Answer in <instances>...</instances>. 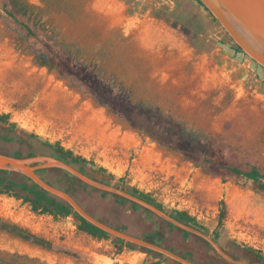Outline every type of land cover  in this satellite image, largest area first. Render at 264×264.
<instances>
[{
    "label": "rangeland",
    "instance_id": "374dc122",
    "mask_svg": "<svg viewBox=\"0 0 264 264\" xmlns=\"http://www.w3.org/2000/svg\"><path fill=\"white\" fill-rule=\"evenodd\" d=\"M8 1L0 0V114L9 115L17 132L59 142L116 178L127 173L126 187L150 193L165 211H186L208 233L216 228L219 202L224 200L227 216L221 242L235 240L264 252V190L241 177L213 174L138 133L72 79L39 65L25 31L2 10ZM17 2L27 12L29 25L44 27L55 43L100 70L115 87L121 88L120 84L130 92L132 104L156 108L165 119L198 133L203 143L221 148L231 166L244 170L255 166L264 172V69L235 53L233 43L198 2ZM6 128L0 123V135ZM16 152L25 155L28 149L0 138V154ZM74 197L88 213L128 233L148 236L155 228L143 213L97 193L86 195L77 189ZM76 224L73 216L54 219L33 213L21 200L0 195V261L149 264L157 260L137 250L117 255L111 242L78 231ZM12 227L44 243L25 240ZM168 228L166 222L157 221L162 247L188 254L196 264L227 262L208 255L201 239L192 235L184 240L178 230ZM234 255L244 258L242 253Z\"/></svg>",
    "mask_w": 264,
    "mask_h": 264
},
{
    "label": "trees",
    "instance_id": "16d2710c",
    "mask_svg": "<svg viewBox=\"0 0 264 264\" xmlns=\"http://www.w3.org/2000/svg\"><path fill=\"white\" fill-rule=\"evenodd\" d=\"M195 1L204 8L199 0ZM9 5L11 9H9ZM204 9L207 11L206 8ZM2 10L7 18L11 19L13 23L18 24L20 29L25 31L26 36L34 49L35 60L39 65L47 67L50 70H56L65 77L72 79L75 84L81 86L88 95L92 96L98 104L124 118L138 133L147 135L155 142L182 153L186 158L190 159L197 165H201L204 169H207V171H210L213 174H231L236 177H241L251 181L253 186L258 190H264V172H261L255 166L250 167L248 170L231 166L226 161L222 149L214 147L209 143H203L198 133L186 129L181 123L174 122L171 119H165L156 108L145 107L141 103L132 104L130 101V92L124 90L120 84L119 86L121 88L115 87L112 80L109 81L104 79L100 70H96L91 65L86 64L83 60L78 59L76 54H73L65 45L55 43L52 34L49 35L47 32L48 30L44 27L37 26V24L35 26L29 25L28 22L30 19L27 17V12L23 7L21 8L19 6L17 0H9L8 3L3 4ZM212 21L217 24L215 19L212 18ZM233 49L235 53L245 56L238 47L234 46ZM0 123L7 125V128L0 135L3 142L22 144L28 149V152L25 155L21 152H16L12 155L13 157L23 158L35 157L38 155L55 157L66 164L74 166L81 173L92 179L103 184L121 188L143 201L152 204L159 210L165 211L164 207L157 203L150 193H144L135 187H126L127 173L122 177L116 178L114 174L108 172L106 168L98 166L92 159H87L81 155L74 154L73 151L65 149L59 142L50 143L42 140L33 133L17 132V124L10 121L8 114H0ZM36 173L40 175L46 183L64 190L73 196V198H75L74 194L77 193V189H81L86 195L89 193H97L101 199L110 198L116 205L129 206V209L132 212L143 213L144 219L149 222L160 221L159 218L140 206L132 204L129 201L112 194L101 192L89 187L64 171L48 169L39 170L36 171ZM0 195H7L16 200H21L23 203L30 206L33 213L47 214L54 219H65L69 216H73L77 221L76 227L78 231L86 233L97 240L111 242L115 248V254L117 255L121 254L124 250H137L152 255L157 259L149 264H162L164 261L170 260L151 250L124 243L122 240L94 227L75 213L68 204L51 196L25 176L12 172L0 171ZM165 212L175 220L211 236L221 249L231 258L235 260H244L247 263L256 261L260 264H264L263 251L244 243H238L235 240H227L225 244L221 242L220 229L223 227L224 220L227 216V206L224 200H220L219 202L217 225L212 233H208L206 227L200 224L195 217L191 216L186 211L174 210L171 212ZM95 218L114 227L116 230L125 231L122 227L113 226L107 221L98 217ZM167 226L171 229L178 230L171 224H167ZM1 227L2 229H7L6 225H2ZM11 231L15 232L21 238L33 243H44L42 240H39L24 231L18 230L17 228L12 227ZM178 231L181 233L184 240H187L192 236L187 232L181 230ZM149 238V235L141 237V239L146 240H150ZM151 239L155 244L160 245L161 240L152 235ZM205 245L207 247L208 255L216 256L218 259L222 260L210 245L207 243H205ZM167 249L184 258H190L188 254H181L172 249ZM234 252L242 253L244 258L242 259V257L235 256ZM224 263L231 264L228 262ZM0 264L12 263L0 261ZM208 264L213 263L209 262Z\"/></svg>",
    "mask_w": 264,
    "mask_h": 264
},
{
    "label": "water",
    "instance_id": "95a60500",
    "mask_svg": "<svg viewBox=\"0 0 264 264\" xmlns=\"http://www.w3.org/2000/svg\"><path fill=\"white\" fill-rule=\"evenodd\" d=\"M206 8L213 19L217 21L226 36L235 47L252 60L256 65L264 69V0H199ZM57 169L68 173L77 178L81 183L92 187L98 191L112 194L116 197L138 205L151 214L173 225L178 230L187 232L208 245L225 261L231 264H260L239 262L228 257L221 247L211 236L187 226L174 218L167 212L161 211L152 204L126 192L121 188L103 184L81 173L77 168L66 164L59 159L46 155L35 157L16 158L0 154V171L12 172L29 178L34 184L46 191L51 196L68 204L75 213L94 227L106 232L107 234L137 247L151 250L170 259L178 264H196L191 260L184 258L168 249L155 244L146 239L135 237L125 231L116 230L104 222L89 214L73 196L62 189L56 188L46 183L40 175L36 173L39 170Z\"/></svg>",
    "mask_w": 264,
    "mask_h": 264
},
{
    "label": "crops",
    "instance_id": "0c3cea01",
    "mask_svg": "<svg viewBox=\"0 0 264 264\" xmlns=\"http://www.w3.org/2000/svg\"><path fill=\"white\" fill-rule=\"evenodd\" d=\"M122 177V176H121ZM119 178V177H118ZM139 190V189H138ZM140 191V190H139ZM143 192V191H142ZM144 193H146V192H144ZM147 221V220H146ZM147 222H149V221H147ZM150 224H153L154 226H155V228H154V230L149 234V236H150V241H152L153 242V240L151 239V235L152 236H154V237H156V238H158L159 240H161V236H159L158 234H157V232H158V229H156V225H157V222H149ZM168 229H170V228H168ZM126 231V230H125ZM127 232V231H126ZM128 233V232H127ZM129 234H131V233H129ZM131 235H133V236H135V237H139V238H141V237H143V236H146V235H142V236H138V235H134V234H131ZM161 242V241H160ZM160 246H162L161 244H160ZM165 248V247H164ZM167 249V248H166Z\"/></svg>",
    "mask_w": 264,
    "mask_h": 264
}]
</instances>
